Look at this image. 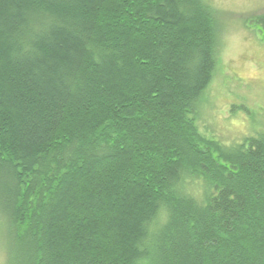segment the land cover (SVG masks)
<instances>
[{
    "label": "trees",
    "instance_id": "trees-1",
    "mask_svg": "<svg viewBox=\"0 0 264 264\" xmlns=\"http://www.w3.org/2000/svg\"><path fill=\"white\" fill-rule=\"evenodd\" d=\"M225 28L208 0H0L3 264H264V135L197 120Z\"/></svg>",
    "mask_w": 264,
    "mask_h": 264
},
{
    "label": "rangeland",
    "instance_id": "rangeland-1",
    "mask_svg": "<svg viewBox=\"0 0 264 264\" xmlns=\"http://www.w3.org/2000/svg\"><path fill=\"white\" fill-rule=\"evenodd\" d=\"M208 1L223 14L226 28L197 120L202 132L229 148L264 135V40L248 21L264 14V0Z\"/></svg>",
    "mask_w": 264,
    "mask_h": 264
}]
</instances>
